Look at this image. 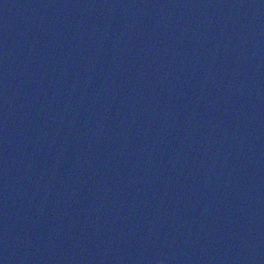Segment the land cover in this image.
Instances as JSON below:
<instances>
[{
  "label": "water",
  "instance_id": "obj_1",
  "mask_svg": "<svg viewBox=\"0 0 264 264\" xmlns=\"http://www.w3.org/2000/svg\"><path fill=\"white\" fill-rule=\"evenodd\" d=\"M264 264V0H0V264Z\"/></svg>",
  "mask_w": 264,
  "mask_h": 264
},
{
  "label": "clouds",
  "instance_id": "obj_2",
  "mask_svg": "<svg viewBox=\"0 0 264 264\" xmlns=\"http://www.w3.org/2000/svg\"><path fill=\"white\" fill-rule=\"evenodd\" d=\"M157 264H162V262L161 261H157Z\"/></svg>",
  "mask_w": 264,
  "mask_h": 264
}]
</instances>
